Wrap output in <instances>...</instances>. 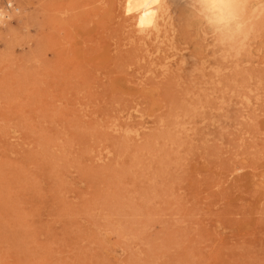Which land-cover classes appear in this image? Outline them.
<instances>
[{
    "label": "rangeland",
    "instance_id": "obj_1",
    "mask_svg": "<svg viewBox=\"0 0 264 264\" xmlns=\"http://www.w3.org/2000/svg\"><path fill=\"white\" fill-rule=\"evenodd\" d=\"M127 1L0 0V264H264V16Z\"/></svg>",
    "mask_w": 264,
    "mask_h": 264
},
{
    "label": "clouds",
    "instance_id": "obj_2",
    "mask_svg": "<svg viewBox=\"0 0 264 264\" xmlns=\"http://www.w3.org/2000/svg\"><path fill=\"white\" fill-rule=\"evenodd\" d=\"M158 0H137L134 7L140 10L137 28L140 32L152 27L155 22L154 9ZM129 5L132 0H128ZM201 15L214 27L220 41L233 44L237 41L243 44L248 37V20L252 15L264 16V0H260L259 8H251L249 0H200ZM125 14L130 15L128 8Z\"/></svg>",
    "mask_w": 264,
    "mask_h": 264
},
{
    "label": "bare ground",
    "instance_id": "obj_3",
    "mask_svg": "<svg viewBox=\"0 0 264 264\" xmlns=\"http://www.w3.org/2000/svg\"><path fill=\"white\" fill-rule=\"evenodd\" d=\"M177 7H180L179 8V11H181L180 13H185L184 16L187 19L186 22H188L190 25H194L195 27H201L202 26L203 28L208 29L212 33V35L214 36L215 42L220 44L222 47H224L225 50L230 49V50H233L235 52L238 51L239 47L241 46L239 41H237L236 43H233V44H226V43H222L220 41V37L215 33L214 27L211 26L207 22V20H205L203 15H201L200 0H158L156 8L154 9V15H155V22L154 23H156V21H157L156 19L160 16L162 11L167 13V14L172 15V13L174 11H178ZM5 16L6 15L4 13L0 12L1 18H4ZM189 17H192V20L188 21Z\"/></svg>",
    "mask_w": 264,
    "mask_h": 264
}]
</instances>
